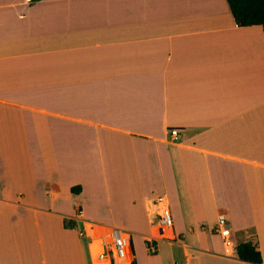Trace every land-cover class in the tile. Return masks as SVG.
Wrapping results in <instances>:
<instances>
[{
    "label": "crops",
    "instance_id": "obj_1",
    "mask_svg": "<svg viewBox=\"0 0 264 264\" xmlns=\"http://www.w3.org/2000/svg\"><path fill=\"white\" fill-rule=\"evenodd\" d=\"M112 230L129 264H264V29L227 0H0V264H113Z\"/></svg>",
    "mask_w": 264,
    "mask_h": 264
},
{
    "label": "built area",
    "instance_id": "obj_2",
    "mask_svg": "<svg viewBox=\"0 0 264 264\" xmlns=\"http://www.w3.org/2000/svg\"><path fill=\"white\" fill-rule=\"evenodd\" d=\"M179 134L178 129H172L171 135L177 137ZM153 225H157L160 239H172L171 231L174 227V221L169 206L165 208L164 214L157 215L150 219ZM229 219L225 214H220L217 222V231L222 237L229 241L231 235V229L228 225ZM102 247L95 252V260L97 263H103L104 261H110L116 263V256L123 258L128 253L132 256V241L131 236L127 233H120L116 230L102 233L100 236ZM150 252L157 250L156 244L153 240H150L148 245Z\"/></svg>",
    "mask_w": 264,
    "mask_h": 264
},
{
    "label": "trees",
    "instance_id": "obj_3",
    "mask_svg": "<svg viewBox=\"0 0 264 264\" xmlns=\"http://www.w3.org/2000/svg\"><path fill=\"white\" fill-rule=\"evenodd\" d=\"M233 16L240 26L261 25L264 29V0H227ZM81 187H73L72 190L77 192ZM65 226L75 228L77 223L73 219H65ZM236 251L240 259L262 263L263 256L254 241H244L236 246ZM117 264H129L131 254L125 259L116 258ZM115 264V263H113ZM131 264H137L132 260Z\"/></svg>",
    "mask_w": 264,
    "mask_h": 264
},
{
    "label": "bare ground",
    "instance_id": "obj_4",
    "mask_svg": "<svg viewBox=\"0 0 264 264\" xmlns=\"http://www.w3.org/2000/svg\"><path fill=\"white\" fill-rule=\"evenodd\" d=\"M162 205V204H161ZM167 207V205H162L161 206V212H160V214H164V211H165V208ZM130 254L128 253L125 257H123V258H120V257H118V256H116V258H119V259H125V258H127L128 256H129Z\"/></svg>",
    "mask_w": 264,
    "mask_h": 264
},
{
    "label": "rangeland",
    "instance_id": "obj_5",
    "mask_svg": "<svg viewBox=\"0 0 264 264\" xmlns=\"http://www.w3.org/2000/svg\"><path fill=\"white\" fill-rule=\"evenodd\" d=\"M136 247H137V243H136Z\"/></svg>",
    "mask_w": 264,
    "mask_h": 264
}]
</instances>
